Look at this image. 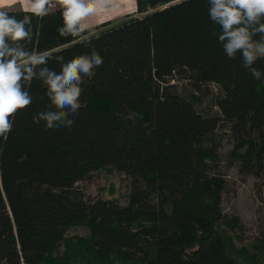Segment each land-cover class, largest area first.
I'll return each mask as SVG.
<instances>
[{
  "label": "trees",
  "instance_id": "16d2710c",
  "mask_svg": "<svg viewBox=\"0 0 264 264\" xmlns=\"http://www.w3.org/2000/svg\"><path fill=\"white\" fill-rule=\"evenodd\" d=\"M52 1L44 17L6 9L29 18L28 47L103 62L70 127L36 118L53 101L38 77L0 138V264H264V228L239 246L244 223L221 208L222 168L264 186V77L225 54L206 0H135L152 11L89 36L62 31ZM103 169L125 175V204L78 185Z\"/></svg>",
  "mask_w": 264,
  "mask_h": 264
},
{
  "label": "clouds",
  "instance_id": "9594fccd",
  "mask_svg": "<svg viewBox=\"0 0 264 264\" xmlns=\"http://www.w3.org/2000/svg\"><path fill=\"white\" fill-rule=\"evenodd\" d=\"M210 21L219 26L216 38L225 54L239 53L242 66L259 80L264 69L254 66L264 56V0H206ZM65 21L64 32L81 33L89 28L85 17L94 14L96 0H61ZM53 7L52 0H28L24 9L36 17L46 16ZM28 17L9 14L4 0H0V138L6 139L17 109L30 104L34 98L32 81L43 77L53 97L49 107L36 113L47 118L50 125L71 126L73 116L83 106L81 99L85 77L91 78L103 57L95 49L68 56L59 55L63 63H55L48 49L28 47L32 39V25Z\"/></svg>",
  "mask_w": 264,
  "mask_h": 264
},
{
  "label": "rangeland",
  "instance_id": "374dc122",
  "mask_svg": "<svg viewBox=\"0 0 264 264\" xmlns=\"http://www.w3.org/2000/svg\"><path fill=\"white\" fill-rule=\"evenodd\" d=\"M107 1L108 0H96V12L87 16L90 17V19H86L87 17H85V22L89 25V28L85 29L87 31L85 36L96 34L97 30H101V25L96 24L94 21L96 20L97 15H102L103 11V13L112 11L113 8L116 7L114 6L116 2L109 4ZM131 1L135 3V0ZM99 7L103 8V11H101ZM122 8L124 9L123 11L126 9L128 11L130 10L129 6L121 7V9ZM132 11L133 12L129 11L130 13L134 14L131 17H137L141 16L145 12H151L152 10H147L141 13H138L133 9ZM109 14L110 13L107 15ZM91 17L93 18L91 19ZM126 19L127 18L124 15L119 16L117 20H111L113 23L105 28L119 25V23ZM207 97H209V95ZM229 148V142L223 140L219 151L222 158L221 165H223L225 162V156ZM222 171L227 179V189L221 197V208L225 213L236 214L240 221L244 223L245 229L242 231V238L236 240V244L239 246L242 244H249V241L254 238L255 235H257L259 230L264 228V186H261L260 179H257L252 175L249 176L240 174L234 167H228L226 169L222 168ZM127 181L128 180L124 174L117 171L109 172L103 169L93 172L89 180L80 181L78 185L83 189L84 193L91 197L99 195L103 197L105 196L106 198H117L119 203L125 204L128 192ZM71 233L73 235L83 237V235L86 233V230L85 228H75L71 230L70 234Z\"/></svg>",
  "mask_w": 264,
  "mask_h": 264
},
{
  "label": "crops",
  "instance_id": "0c3cea01",
  "mask_svg": "<svg viewBox=\"0 0 264 264\" xmlns=\"http://www.w3.org/2000/svg\"><path fill=\"white\" fill-rule=\"evenodd\" d=\"M107 2L109 4L116 2V4L114 6H116L118 8L115 7L116 9L113 8L112 11H108L107 13H103L104 12L103 8L99 7L100 10L103 12H102V15H97L96 20H94L96 22V24H98V25H103L104 23H107V26H108V25L113 23L114 19L117 20V18H119V16H122V15L126 16V18H130V16L134 15L133 13H130V12H133L132 9L137 12L136 3L132 2L131 0H109ZM27 3H28V0H4V4H5L6 9L24 10L27 7ZM126 6H129L130 12L127 9L125 11H123L124 10L123 8L121 9V7H126ZM108 13H110V14L107 15ZM92 18L93 17H91V19ZM86 19H90V17H87ZM111 20H113V21H111ZM98 25H95V26H98ZM107 26H101L100 29L105 28ZM97 32H98V30H97Z\"/></svg>",
  "mask_w": 264,
  "mask_h": 264
},
{
  "label": "built area",
  "instance_id": "2783aa9c",
  "mask_svg": "<svg viewBox=\"0 0 264 264\" xmlns=\"http://www.w3.org/2000/svg\"><path fill=\"white\" fill-rule=\"evenodd\" d=\"M52 3H53V6H55V3L52 1Z\"/></svg>",
  "mask_w": 264,
  "mask_h": 264
},
{
  "label": "bare ground",
  "instance_id": "6f19581e",
  "mask_svg": "<svg viewBox=\"0 0 264 264\" xmlns=\"http://www.w3.org/2000/svg\"><path fill=\"white\" fill-rule=\"evenodd\" d=\"M109 1V0H108ZM118 2V1H117Z\"/></svg>",
  "mask_w": 264,
  "mask_h": 264
}]
</instances>
